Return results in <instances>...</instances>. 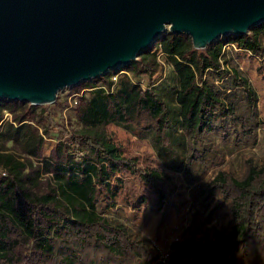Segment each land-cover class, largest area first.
Returning a JSON list of instances; mask_svg holds the SVG:
<instances>
[{
  "label": "trees",
  "instance_id": "trees-1",
  "mask_svg": "<svg viewBox=\"0 0 264 264\" xmlns=\"http://www.w3.org/2000/svg\"><path fill=\"white\" fill-rule=\"evenodd\" d=\"M225 43L264 57V20L198 48L186 33L165 29L129 62L79 82L71 125L54 120L45 103L0 97V264H163L142 235L104 209L115 204L112 180L137 175L165 197L158 184L167 176L121 153L107 125L148 135L176 170L212 154L215 133L254 137L256 93L237 65H227ZM157 52L167 66L153 81ZM244 161L241 176L220 167L192 188L203 207L211 198L213 207L227 203L228 227L210 239L173 241L165 255L172 264H264V156Z\"/></svg>",
  "mask_w": 264,
  "mask_h": 264
},
{
  "label": "water",
  "instance_id": "water-1",
  "mask_svg": "<svg viewBox=\"0 0 264 264\" xmlns=\"http://www.w3.org/2000/svg\"><path fill=\"white\" fill-rule=\"evenodd\" d=\"M264 20V0H0V97L51 102L165 29L193 47Z\"/></svg>",
  "mask_w": 264,
  "mask_h": 264
},
{
  "label": "rangeland",
  "instance_id": "rangeland-1",
  "mask_svg": "<svg viewBox=\"0 0 264 264\" xmlns=\"http://www.w3.org/2000/svg\"><path fill=\"white\" fill-rule=\"evenodd\" d=\"M222 49L227 65H237L256 93L254 137L242 134H237L235 138L225 137V133L217 131L213 135L212 146L215 150L212 154L206 153L200 161L192 159L187 169L176 170L165 166L152 147L148 135L138 137L118 124L107 125L109 135L121 153L135 155L142 168H158L167 176L164 182L158 184L164 190L165 197H159L157 188L141 181L137 175H127L121 181L112 180L115 204L107 205L104 209L106 214L118 218L131 230L142 235L159 258H163V264L173 263L165 256L173 241H180L190 234L200 240L210 239L215 231L226 230L228 227L227 203L213 207L215 202L211 198L207 206L203 207L198 200L192 199V188L206 181L220 167L241 176L246 168L245 159L257 163L264 156V61L231 43H225ZM157 53L158 66L152 75L155 77L153 81L165 72L167 66L163 56ZM79 82L59 89L54 100L45 103L54 111V120L66 125L73 124L72 106L77 97ZM139 83L142 87L145 85L144 75L139 76ZM81 91L83 88L79 89L78 94ZM233 95L235 101L247 112V102L240 95ZM164 100L166 103L172 102L167 94H164ZM228 121L225 124L232 135ZM54 141L52 137L45 139L44 154L48 153ZM108 201L105 195L102 202Z\"/></svg>",
  "mask_w": 264,
  "mask_h": 264
},
{
  "label": "crops",
  "instance_id": "crops-1",
  "mask_svg": "<svg viewBox=\"0 0 264 264\" xmlns=\"http://www.w3.org/2000/svg\"><path fill=\"white\" fill-rule=\"evenodd\" d=\"M238 49H240V50H243V51H246V52H248L249 53V51L248 50H246V49H244V48H240V47H237ZM250 54V53H249ZM250 55H252V54H250ZM252 56H255V55H252ZM257 57V56H256ZM259 58V60H261V61H264V57H258ZM46 155V154H45Z\"/></svg>",
  "mask_w": 264,
  "mask_h": 264
},
{
  "label": "built area",
  "instance_id": "built-area-1",
  "mask_svg": "<svg viewBox=\"0 0 264 264\" xmlns=\"http://www.w3.org/2000/svg\"><path fill=\"white\" fill-rule=\"evenodd\" d=\"M73 102H75V100H73ZM8 113H5V117H7Z\"/></svg>",
  "mask_w": 264,
  "mask_h": 264
}]
</instances>
